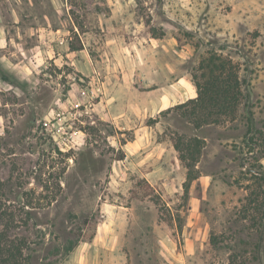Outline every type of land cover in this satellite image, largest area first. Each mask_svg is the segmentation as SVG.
<instances>
[{
  "label": "rangeland",
  "instance_id": "1",
  "mask_svg": "<svg viewBox=\"0 0 264 264\" xmlns=\"http://www.w3.org/2000/svg\"><path fill=\"white\" fill-rule=\"evenodd\" d=\"M9 9L21 44L11 42V73L0 67L1 222L16 224L10 236L26 239L34 264L85 217L95 236L47 260L228 264L230 248L247 247L234 233L253 225L239 209L256 187L243 109L203 130L188 167L174 142L199 131L174 125L173 106L196 96L193 70L217 48L239 64L260 126L264 0H0V20ZM60 111L73 139L62 148L42 123Z\"/></svg>",
  "mask_w": 264,
  "mask_h": 264
},
{
  "label": "trees",
  "instance_id": "2",
  "mask_svg": "<svg viewBox=\"0 0 264 264\" xmlns=\"http://www.w3.org/2000/svg\"><path fill=\"white\" fill-rule=\"evenodd\" d=\"M222 49V48H218ZM217 48L212 49L202 57L198 66L193 70L191 82L195 87L196 96L173 106L180 116L175 117L174 125H182L183 132L197 133L192 136L177 135L174 147L180 152L181 159L187 160L186 166L192 167L204 147L203 130L211 124H220L224 121H233L238 116L239 109H243L245 130L241 134V144L252 152L254 169L251 180L256 187L249 189L241 200L239 214L241 218L250 219L252 226L249 233L244 230H235L234 233L242 234L247 240H240L247 245L241 250L230 248L228 264H264V166L258 160V155L264 154V120L257 126L254 120L252 104L248 103L250 90L246 87V80L239 74L240 66L231 57L217 53ZM247 92V93H245ZM187 121L188 124H185ZM232 138V136H230ZM258 154V155H256ZM239 158L242 151L238 153ZM238 158V159H239ZM245 159L238 162L242 169ZM192 172L188 179L194 178ZM2 183L0 182V189ZM4 213L0 206V264H34L36 256L24 237L10 236V231L16 227L12 222L2 224ZM78 230L67 237L61 246L47 245L46 254L41 258L42 264H57L55 259H48L50 255H66L70 253L76 243L81 239L91 240L96 233V223L93 219L83 218ZM91 226V231L89 227ZM86 227L88 230L85 231ZM90 231V232H89ZM217 244V238H211ZM43 244V242H41ZM29 251L25 254L24 251ZM39 261V255H38ZM39 264V263H38Z\"/></svg>",
  "mask_w": 264,
  "mask_h": 264
},
{
  "label": "crops",
  "instance_id": "3",
  "mask_svg": "<svg viewBox=\"0 0 264 264\" xmlns=\"http://www.w3.org/2000/svg\"><path fill=\"white\" fill-rule=\"evenodd\" d=\"M7 3H10L12 0H5ZM21 18V17H20ZM19 16L16 17V19L13 18V15L11 14V10L8 11V17L4 20H0V67L2 70H4L6 73H11V63L9 61L11 53L14 55L16 54L15 51H13L10 48L11 42H15L16 44H21V41H18L15 34L11 32V26L18 25V19H20ZM10 20V21H9ZM11 22L13 24H11ZM21 49V48H20ZM20 64V61L14 62V66ZM17 71H21L20 69L15 70L13 74L19 76ZM6 84V82L1 83V87H3Z\"/></svg>",
  "mask_w": 264,
  "mask_h": 264
},
{
  "label": "built area",
  "instance_id": "4",
  "mask_svg": "<svg viewBox=\"0 0 264 264\" xmlns=\"http://www.w3.org/2000/svg\"><path fill=\"white\" fill-rule=\"evenodd\" d=\"M61 115L62 111L56 114L55 120L54 117H47L42 122L51 139H53L55 144H57V146L60 148L70 146L71 142L73 141L71 138L72 134L69 133L67 128H65V126H63V124L60 122L62 118Z\"/></svg>",
  "mask_w": 264,
  "mask_h": 264
}]
</instances>
